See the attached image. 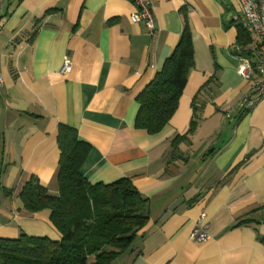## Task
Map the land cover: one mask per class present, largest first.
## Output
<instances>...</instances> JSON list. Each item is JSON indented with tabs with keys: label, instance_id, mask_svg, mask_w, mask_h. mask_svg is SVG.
Instances as JSON below:
<instances>
[{
	"label": "crops",
	"instance_id": "0c3cea01",
	"mask_svg": "<svg viewBox=\"0 0 264 264\" xmlns=\"http://www.w3.org/2000/svg\"><path fill=\"white\" fill-rule=\"evenodd\" d=\"M150 2L152 35L131 21L132 0H0V238H60L49 211H27L18 192L33 176L58 193L64 124L90 146V183L128 178L148 200L146 225L111 264H264V97L243 108L251 81L239 74L257 39L237 46L238 0ZM185 26L194 65L176 111L156 134L136 129V97ZM194 105L195 129L173 144ZM201 211L209 237L196 242Z\"/></svg>",
	"mask_w": 264,
	"mask_h": 264
},
{
	"label": "trees",
	"instance_id": "16d2710c",
	"mask_svg": "<svg viewBox=\"0 0 264 264\" xmlns=\"http://www.w3.org/2000/svg\"><path fill=\"white\" fill-rule=\"evenodd\" d=\"M235 26L240 47L251 38L241 24ZM193 65L191 32L185 26L161 69L136 97V129L149 134L162 130L176 111ZM197 119L198 108L194 105L188 131L176 135L173 144L195 129ZM56 139L60 150L58 193H49L30 176L18 196L27 211L48 210L60 238L26 234L16 239L0 238V264H111L131 249L137 233L149 219L148 200L130 179L105 184L90 183L83 176L81 166L90 146L79 140L76 129L59 124Z\"/></svg>",
	"mask_w": 264,
	"mask_h": 264
},
{
	"label": "built area",
	"instance_id": "2783aa9c",
	"mask_svg": "<svg viewBox=\"0 0 264 264\" xmlns=\"http://www.w3.org/2000/svg\"><path fill=\"white\" fill-rule=\"evenodd\" d=\"M241 12L232 18L234 23H239L249 34L257 39L255 58L240 57L239 74L244 81H251L249 92L241 103L243 108L252 107L259 99L264 97V0H238ZM135 11L131 14L132 22H142L148 32L152 35L155 30L150 0H132ZM2 7L0 5V33L2 30ZM71 62L65 58L62 72L69 71ZM3 85V76L0 70V87ZM229 117V113H226ZM208 223L206 214L201 211L195 219L190 232V239L196 242H205L208 237Z\"/></svg>",
	"mask_w": 264,
	"mask_h": 264
}]
</instances>
